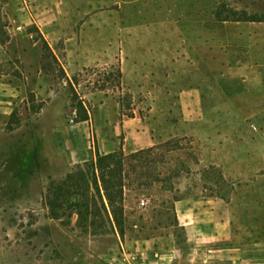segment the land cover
<instances>
[{
    "label": "rangeland",
    "instance_id": "374dc122",
    "mask_svg": "<svg viewBox=\"0 0 264 264\" xmlns=\"http://www.w3.org/2000/svg\"><path fill=\"white\" fill-rule=\"evenodd\" d=\"M35 1L27 10L24 0H0V264H123L128 238L181 236L172 205L187 196L224 201L234 242L259 244L250 264H264V51L261 57L253 50V67L230 69L228 50L209 47L192 28L203 19L260 21L264 31V0ZM34 13L54 17L46 38L29 22ZM75 15L138 24L139 46L189 47L186 63L169 65V80L163 66H151L159 85L154 97L145 63L134 85L118 78L117 60L80 69L64 52V37L83 31L82 20L67 22ZM194 84L200 108L184 118L177 94ZM120 142L125 155L151 148L125 161L121 231L107 226L92 235L77 227L76 216L50 219L43 204L48 185L94 159L95 149L113 152Z\"/></svg>",
    "mask_w": 264,
    "mask_h": 264
},
{
    "label": "crops",
    "instance_id": "0c3cea01",
    "mask_svg": "<svg viewBox=\"0 0 264 264\" xmlns=\"http://www.w3.org/2000/svg\"><path fill=\"white\" fill-rule=\"evenodd\" d=\"M34 15L36 19L29 22L35 24L40 33L46 38L54 25V17L48 16V19H38V15L36 13ZM96 16L87 17L83 20L80 15H75L70 21H67L71 23L72 27L81 20L83 22V31L79 35L73 28L72 34L64 37V52L69 61H72L76 67L83 69L98 65H109L117 60L123 82L127 84L132 82L134 85V82L142 77L144 73L142 67L145 63V75L148 78V83L150 82L148 84V94L153 96L159 85L151 66H163L164 70L169 72L164 75V79L166 77L169 80L172 78V73L170 68L167 67L178 62L186 63L187 55L190 52L189 47L168 46L165 42L160 47L158 45L139 46L140 28L138 24L131 23L124 27L121 21L119 22L113 19L114 16L111 18L112 16L109 15H105V18L111 20L105 21V24L102 21L100 24H96L94 22ZM261 24L260 21H251L221 25L217 21L203 19L194 23L192 28L195 29L194 31L202 41L210 45H208L209 47L228 50L226 55L228 56V67L230 69L243 70L244 68L253 67L251 59L254 56V49H259L262 57L264 31L259 27ZM237 50H246L247 52L243 58H233L232 52ZM179 74L178 77L185 76L187 78L189 76L186 72L184 75ZM199 85L194 84L180 88V91H178L176 101L184 118H194L197 115L196 112L199 111L201 103ZM201 87H204V85L201 84ZM128 122L122 121L120 128L123 132L129 133L130 123ZM139 126L142 128L141 131L146 129V125L142 121L138 124ZM110 133L114 137L117 134L114 130H111ZM146 145L152 146L153 139L149 137ZM119 146L117 145L113 152L116 149L118 150ZM126 149L130 152L138 150V148L130 150L128 146ZM98 151L100 154H107L100 149ZM122 151H125L123 145ZM172 212L178 231L181 234L180 237L173 232H169L147 239L128 238L125 240L128 254H124L125 257H121L120 262L122 261L123 264L252 263L253 250L259 248V244L246 243L238 245L234 242L231 214L228 205L224 201L187 196L173 202ZM135 254L140 256L138 262L132 259ZM258 254L261 256V253Z\"/></svg>",
    "mask_w": 264,
    "mask_h": 264
},
{
    "label": "trees",
    "instance_id": "16d2710c",
    "mask_svg": "<svg viewBox=\"0 0 264 264\" xmlns=\"http://www.w3.org/2000/svg\"><path fill=\"white\" fill-rule=\"evenodd\" d=\"M118 78L121 73L118 71ZM123 117L122 100L119 101ZM127 118L134 115L126 114ZM151 148L125 155L122 142L115 152L100 154L94 150V159L73 166L59 182H51L43 196V204L50 219L68 221L76 216V225L92 235L104 234L107 226L121 228V202L124 193L125 161L141 159ZM181 198H175L178 201Z\"/></svg>",
    "mask_w": 264,
    "mask_h": 264
},
{
    "label": "built area",
    "instance_id": "2783aa9c",
    "mask_svg": "<svg viewBox=\"0 0 264 264\" xmlns=\"http://www.w3.org/2000/svg\"><path fill=\"white\" fill-rule=\"evenodd\" d=\"M30 4H31V0H24V6L26 7L27 10L29 9ZM140 203H141V205L144 206V205L148 204V201L142 199L140 201ZM132 259L133 260L140 259V256L136 254V255H134V257Z\"/></svg>",
    "mask_w": 264,
    "mask_h": 264
}]
</instances>
